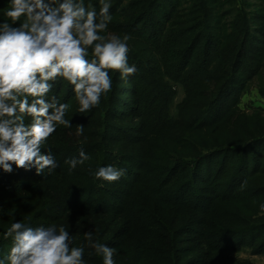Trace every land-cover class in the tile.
<instances>
[{
	"label": "trees",
	"instance_id": "1",
	"mask_svg": "<svg viewBox=\"0 0 264 264\" xmlns=\"http://www.w3.org/2000/svg\"><path fill=\"white\" fill-rule=\"evenodd\" d=\"M107 2L112 20L101 35L130 37L128 64L136 72L124 79L110 71L118 89L85 113L74 86L50 81L45 99L69 105L71 127L58 124L41 146L55 169L0 167V259L13 245L2 205L35 195L21 223H69L70 247H84L85 264H104L88 232L115 250L114 264H252L235 254H264V100L250 114L240 103L255 80L264 99V0L246 1L245 9L235 0ZM84 5L99 14L100 0ZM10 8L0 0V25L18 27L24 18L13 24ZM81 150L89 159L70 170L65 161ZM109 165L124 175L97 179Z\"/></svg>",
	"mask_w": 264,
	"mask_h": 264
},
{
	"label": "clouds",
	"instance_id": "2",
	"mask_svg": "<svg viewBox=\"0 0 264 264\" xmlns=\"http://www.w3.org/2000/svg\"><path fill=\"white\" fill-rule=\"evenodd\" d=\"M10 2L7 17L13 24L22 17L24 20L18 27L7 21L0 25V167L9 173L13 164L35 167L40 174L57 167L51 154L41 153L42 144L58 124L71 127L64 119L69 105L58 104L55 97L51 102L45 99L52 88L50 81L62 78L74 86L78 111L85 113L112 90L110 71L127 79L136 68L128 64L129 36L101 35L112 20L107 0H100L98 15L95 9L85 7L84 0ZM25 115L32 118L30 125L25 124ZM83 130L79 125L77 134ZM79 157L65 161L70 170L89 159L83 150ZM123 175L124 170L110 165L95 172L97 179L109 182ZM5 235L13 237L9 264H85L84 247H70L69 232L63 226L33 229L14 222ZM85 239L103 255L104 264H114L113 248L93 242L91 232Z\"/></svg>",
	"mask_w": 264,
	"mask_h": 264
},
{
	"label": "rangeland",
	"instance_id": "3",
	"mask_svg": "<svg viewBox=\"0 0 264 264\" xmlns=\"http://www.w3.org/2000/svg\"><path fill=\"white\" fill-rule=\"evenodd\" d=\"M246 1L253 3L255 1H257V0H235L236 6L238 7V6L242 5V8L245 9L246 6L244 4H245ZM256 6L257 5L253 4V5H250V6H247V7L248 8H252V7H256ZM225 9H226L227 12H230V13L231 12L235 13L234 11H236V9H234L232 7H229L228 4L225 5ZM232 16H233V14L229 17V19L232 18ZM112 34H114V33L113 32H107L106 33V37L108 35H112ZM114 35H116V34H114ZM114 77H115L114 75L111 77L113 80H112V90L110 91V93H112L116 89H118L117 86L113 85L114 82H115V78ZM178 89L179 88H176V90H178ZM257 92H258V80H255L254 82H251L250 85H248L247 90L243 93V98H242V101L240 103V106L243 109H246V113L247 114H250L252 112V110H251V106L252 105H255V104H262L263 105V101L262 100H264V99H262L258 95ZM110 93H107V94H110ZM180 98H181V91L178 90V95H177L176 99L174 100L175 103H177L180 100ZM171 112L174 114V107H172ZM211 138L213 140L217 139L218 135H216V134L211 135ZM38 192L39 191H37L36 193H38ZM34 198H35V195H26V196H22V197L21 196H17L14 199V202L10 201V202L4 203L1 208L5 207L4 209H6V214L5 215L8 214V216H7L8 224L14 223V222H21L23 220V216L25 214L24 213V209H25L26 205L33 204V199ZM34 205L36 206L37 204H34ZM34 209L35 208H33L32 210H34ZM50 226H56L57 228H59V226H63L69 232V236L74 235L73 232L70 230V224L69 223L58 222V223H56L54 225H50ZM1 238H2V236H0V244L2 243ZM3 253H8V252H3ZM235 255L238 258H240V259H247V260L251 261L252 264H264V254L252 255L248 249H245V250H243L241 252H238ZM8 256H9V254H7V256L5 258H2L0 260H3L4 264H9Z\"/></svg>",
	"mask_w": 264,
	"mask_h": 264
}]
</instances>
